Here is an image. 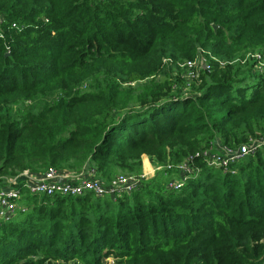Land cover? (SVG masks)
Masks as SVG:
<instances>
[{"label":"trees","instance_id":"16d2710c","mask_svg":"<svg viewBox=\"0 0 264 264\" xmlns=\"http://www.w3.org/2000/svg\"><path fill=\"white\" fill-rule=\"evenodd\" d=\"M257 51L264 0H0V187L161 168L115 198L22 190L0 264H264V144L221 168L196 156L264 139V78L241 63Z\"/></svg>","mask_w":264,"mask_h":264},{"label":"built area","instance_id":"2783aa9c","mask_svg":"<svg viewBox=\"0 0 264 264\" xmlns=\"http://www.w3.org/2000/svg\"><path fill=\"white\" fill-rule=\"evenodd\" d=\"M6 52L9 53V48H6ZM199 58L196 61H186L181 64L180 67L184 70L183 76L189 82L190 80L197 78L198 73L201 70H209L210 64L204 56V53L201 51ZM246 60L253 61L254 71L264 78V53L257 51L253 54L247 55L246 59L242 60L241 63H244ZM220 66H224L225 62L217 61ZM262 144H264V139H254L250 140L248 144L243 145L240 149L235 151L228 148H220V152L210 153L209 151H203L197 153L196 156L199 157L206 156V163L209 166L221 168L225 167L226 164L233 160H238L248 153H253L257 150ZM192 160V157H189L183 164L177 166L178 171L182 176H185L189 173H193L189 167V163ZM168 169L170 167H167ZM161 168L153 169L155 173L156 170ZM148 179V176L143 174L139 178H132L127 176H120L114 180L111 185L104 186L103 183L95 178H92L91 175L85 176H74L65 172L49 169L42 175L32 174L28 171H24L14 179H10L7 182V185L0 187V220L2 222H9L15 216V214L26 211V206L20 203L21 201V192H25L31 195H40V196H81L86 192L93 193L96 197L109 196L115 198L118 194L121 193H130L136 190L140 186L141 180ZM17 180H20L19 187L13 186L17 183ZM18 184V183H17ZM170 188H179L181 183L179 181H170L167 184ZM109 263H113L109 261ZM54 264H60L58 261Z\"/></svg>","mask_w":264,"mask_h":264},{"label":"crops","instance_id":"0c3cea01","mask_svg":"<svg viewBox=\"0 0 264 264\" xmlns=\"http://www.w3.org/2000/svg\"><path fill=\"white\" fill-rule=\"evenodd\" d=\"M142 165H143V172L147 173L146 175L148 176V178H151L153 177V173L152 170H153V166L150 164L149 160L147 157H144L143 160H142Z\"/></svg>","mask_w":264,"mask_h":264},{"label":"water","instance_id":"95a60500","mask_svg":"<svg viewBox=\"0 0 264 264\" xmlns=\"http://www.w3.org/2000/svg\"><path fill=\"white\" fill-rule=\"evenodd\" d=\"M214 29H216L217 27L216 26H213Z\"/></svg>","mask_w":264,"mask_h":264},{"label":"rangeland","instance_id":"374dc122","mask_svg":"<svg viewBox=\"0 0 264 264\" xmlns=\"http://www.w3.org/2000/svg\"><path fill=\"white\" fill-rule=\"evenodd\" d=\"M152 172H153V170H152ZM147 173L145 172V175H146ZM154 174V173H153Z\"/></svg>","mask_w":264,"mask_h":264}]
</instances>
